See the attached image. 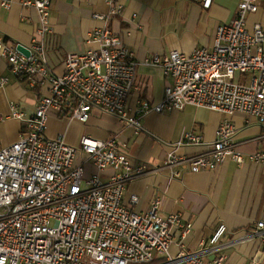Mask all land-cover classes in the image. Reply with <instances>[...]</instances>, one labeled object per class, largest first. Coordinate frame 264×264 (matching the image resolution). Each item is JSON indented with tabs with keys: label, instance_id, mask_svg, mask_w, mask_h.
Returning <instances> with one entry per match:
<instances>
[{
	"label": "built area",
	"instance_id": "built-area-1",
	"mask_svg": "<svg viewBox=\"0 0 264 264\" xmlns=\"http://www.w3.org/2000/svg\"><path fill=\"white\" fill-rule=\"evenodd\" d=\"M198 1L203 10L212 4V0ZM11 4L0 0L4 9ZM21 4L33 8L38 17L36 37L25 46L29 56L0 33V57L18 80L45 90L46 95L37 99L32 117L12 107L11 116L21 130L14 143L0 146V264H223V255L209 261L203 257L219 252L225 225H219L197 251L181 250L173 257L172 229L185 236L190 225H184L176 213L162 218L158 199L145 214L124 205L127 184L142 176L144 167L122 151L125 146L116 138L82 137L81 164L75 165L77 150L61 135L47 137L45 125L50 112L68 114L83 124L100 112L138 131L139 119L147 113L205 108L225 116L211 149L193 157L178 154L176 149L200 141L185 133L164 158L162 167L169 178L183 170L214 171L226 160L242 164L234 140L236 127L229 117L241 113L264 124V29L247 24L259 1L238 0L235 17L217 28L211 47L146 59L144 64L159 68L172 82L160 102L139 101L133 115L128 101L136 89L139 62L108 28V20L121 10L120 0H107V13L94 16L103 25L89 33V47L83 53L66 55L60 75L49 69L44 48L45 37L52 33L51 0ZM244 75H249L247 80L241 79ZM6 81L0 79V87ZM250 160L264 167V152L252 154ZM86 164L92 168L88 175ZM136 202L132 196L131 205ZM253 236L264 243V221L256 223Z\"/></svg>",
	"mask_w": 264,
	"mask_h": 264
},
{
	"label": "crops",
	"instance_id": "crops-1",
	"mask_svg": "<svg viewBox=\"0 0 264 264\" xmlns=\"http://www.w3.org/2000/svg\"><path fill=\"white\" fill-rule=\"evenodd\" d=\"M11 1L10 9L0 6V33L4 40L28 47L36 37L37 13L22 6L23 0ZM258 1V10L248 15L247 24H258L264 29V0ZM120 5V12L108 20V28L134 52L139 62L136 89L128 101L133 115L139 101L160 102L172 82L159 68L144 61L152 54H191L197 48L211 47L217 28L235 17L238 0H212L209 10H203L198 0H120ZM107 10V0H51L52 33L45 37L44 48L53 75L62 74L67 54H81L89 47V33L103 25L94 16L106 14ZM2 78L7 81L0 87V146H8L18 139L21 130L19 121L11 116L12 107L32 117L37 99L46 92L32 89L26 80H18L0 57ZM224 119L223 114L187 106L182 110L147 113L139 119L137 131L105 113L97 112L83 124L71 120L68 114L50 112L45 135H61L78 152L84 136L102 141L114 137L124 145L122 151L144 167V174L127 184L124 205L145 214L151 202L158 199L162 218L176 213L184 225H190L185 236L182 230L172 229L171 256L181 250L197 251L199 244L208 241L223 224L227 231L219 242L220 250L206 253L205 261L223 255V264H264V243L253 236L256 223L264 221V167L250 160L252 154L264 152V124L241 113L229 117L236 127L234 140L243 155L242 164L226 160L214 171L183 170L172 179L162 167L166 154L185 133L199 137L200 141L176 149L178 154L193 157L210 150L215 131ZM76 158L77 155L74 162ZM84 168L87 175L92 172L90 165ZM132 196L137 198L134 205Z\"/></svg>",
	"mask_w": 264,
	"mask_h": 264
},
{
	"label": "water",
	"instance_id": "water-1",
	"mask_svg": "<svg viewBox=\"0 0 264 264\" xmlns=\"http://www.w3.org/2000/svg\"><path fill=\"white\" fill-rule=\"evenodd\" d=\"M17 49L25 56H29V51L24 45L20 44L19 46H17Z\"/></svg>",
	"mask_w": 264,
	"mask_h": 264
},
{
	"label": "rangeland",
	"instance_id": "rangeland-1",
	"mask_svg": "<svg viewBox=\"0 0 264 264\" xmlns=\"http://www.w3.org/2000/svg\"><path fill=\"white\" fill-rule=\"evenodd\" d=\"M80 152V151H79ZM78 151H77V158H76V160H75V162H74V164H77L79 161H81V156H80V153H79ZM81 164V163H80ZM79 164V165H80Z\"/></svg>",
	"mask_w": 264,
	"mask_h": 264
}]
</instances>
